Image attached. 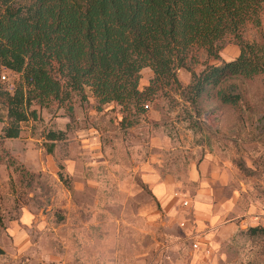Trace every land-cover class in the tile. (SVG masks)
Here are the masks:
<instances>
[{"label":"rangeland","instance_id":"374dc122","mask_svg":"<svg viewBox=\"0 0 264 264\" xmlns=\"http://www.w3.org/2000/svg\"><path fill=\"white\" fill-rule=\"evenodd\" d=\"M259 34L247 27L243 38L256 42ZM237 55L226 40L220 61L206 62L199 52L186 66L199 73L206 63ZM1 75L6 86L19 81L7 71ZM151 76L141 71L140 88ZM177 76L182 87L189 83L187 72ZM238 84L240 107L204 102L199 115L169 87L128 119L112 104L96 111L91 96L87 104L76 101L80 111L71 122L63 111L39 110V120L23 124L18 139L0 143V264H185L191 242L180 223H192V191L219 173L236 192L226 221L236 215L243 222L239 232L216 235L239 242L219 248L221 264H264V234L248 232L264 227L251 218L264 219V75ZM48 130L65 133L50 154ZM208 155L215 162L204 165ZM160 180L168 190L157 198L153 185Z\"/></svg>","mask_w":264,"mask_h":264},{"label":"trees","instance_id":"16d2710c","mask_svg":"<svg viewBox=\"0 0 264 264\" xmlns=\"http://www.w3.org/2000/svg\"><path fill=\"white\" fill-rule=\"evenodd\" d=\"M263 10L264 0H0V77L4 70L19 80L13 90L0 80V143L18 139L39 110L63 111L71 122L76 101L87 104L89 96L96 111L112 104L127 119L168 87L195 115L204 102L240 107L238 82L264 75ZM247 27L259 41L243 38ZM226 40L237 46L235 58L199 73L187 68L199 52L220 61ZM144 69L152 76L140 88ZM179 71L189 74L185 87ZM44 138L50 154L65 133L48 130Z\"/></svg>","mask_w":264,"mask_h":264},{"label":"crops","instance_id":"0c3cea01","mask_svg":"<svg viewBox=\"0 0 264 264\" xmlns=\"http://www.w3.org/2000/svg\"><path fill=\"white\" fill-rule=\"evenodd\" d=\"M80 111V107H75ZM1 129V128H0ZM216 157L208 155L204 160L205 164H211L212 161L215 162ZM218 162L221 161V158H217ZM221 164V163H220ZM223 175L221 173L217 175H211V178L203 179L202 182H208V186H204L200 190L192 191L193 206L191 208V219L192 223L187 224L188 222H181V226L184 231L185 237L191 242L190 245L186 246L185 254V264H221V260H224L223 256L219 254V248H222L223 245L235 246L236 243H239L236 239L223 238L216 239V235H221V231L227 229L230 233H235L236 231L242 230V223H237V218L240 216H234L228 221H226V209L233 202L235 204L236 195L235 191H230V186L227 185ZM157 177L154 176V180H157ZM149 180L151 178H148ZM198 178L194 175L191 177L192 181L197 180ZM215 181H219L218 186H213ZM168 181L160 180L153 185V193L157 198H161L168 190L167 184ZM189 207V202H188ZM262 215V214H261ZM260 214H251V218L257 221H264L261 218ZM226 221V222H225ZM227 228L222 227L226 226ZM227 243V244H226ZM192 244H197L199 250H193ZM234 254V253H233ZM235 257H239L235 254ZM177 262L176 264H178Z\"/></svg>","mask_w":264,"mask_h":264},{"label":"built area","instance_id":"2783aa9c","mask_svg":"<svg viewBox=\"0 0 264 264\" xmlns=\"http://www.w3.org/2000/svg\"><path fill=\"white\" fill-rule=\"evenodd\" d=\"M0 79H1V81H3V82L7 81L5 75H2V76L0 77ZM13 88H14V85H13L12 83H9V82H8V89H9V90H13ZM144 107H145V109L148 108V106H144ZM182 206L187 207V206H188V201H183V202H182ZM180 226H183V224H181ZM192 249H193V250H199V246H198L197 244H192Z\"/></svg>","mask_w":264,"mask_h":264}]
</instances>
